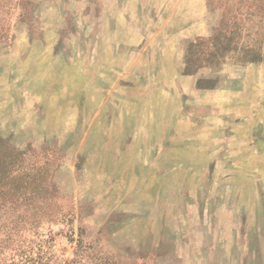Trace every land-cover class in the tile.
<instances>
[{
    "label": "rangeland",
    "instance_id": "rangeland-1",
    "mask_svg": "<svg viewBox=\"0 0 264 264\" xmlns=\"http://www.w3.org/2000/svg\"><path fill=\"white\" fill-rule=\"evenodd\" d=\"M2 182L0 264H264V0H0Z\"/></svg>",
    "mask_w": 264,
    "mask_h": 264
},
{
    "label": "trees",
    "instance_id": "trees-1",
    "mask_svg": "<svg viewBox=\"0 0 264 264\" xmlns=\"http://www.w3.org/2000/svg\"><path fill=\"white\" fill-rule=\"evenodd\" d=\"M13 191H18V189H15L9 185H6V183H4V182L0 183L1 194L11 193ZM4 264H40V263H33V261L31 259H27L26 261H23L21 263L13 261L11 263H4ZM44 264H47V263H44Z\"/></svg>",
    "mask_w": 264,
    "mask_h": 264
}]
</instances>
